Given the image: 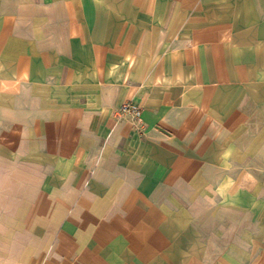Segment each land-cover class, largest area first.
Here are the masks:
<instances>
[{
    "label": "crops",
    "instance_id": "0c3cea01",
    "mask_svg": "<svg viewBox=\"0 0 264 264\" xmlns=\"http://www.w3.org/2000/svg\"><path fill=\"white\" fill-rule=\"evenodd\" d=\"M0 264H264V0H0Z\"/></svg>",
    "mask_w": 264,
    "mask_h": 264
},
{
    "label": "built area",
    "instance_id": "2783aa9c",
    "mask_svg": "<svg viewBox=\"0 0 264 264\" xmlns=\"http://www.w3.org/2000/svg\"><path fill=\"white\" fill-rule=\"evenodd\" d=\"M120 113L128 114L136 121H138L141 116V110H139L137 107H135L131 103H124L120 108Z\"/></svg>",
    "mask_w": 264,
    "mask_h": 264
}]
</instances>
